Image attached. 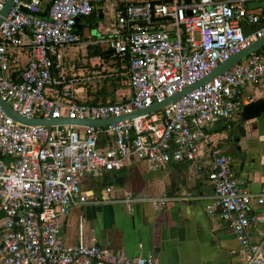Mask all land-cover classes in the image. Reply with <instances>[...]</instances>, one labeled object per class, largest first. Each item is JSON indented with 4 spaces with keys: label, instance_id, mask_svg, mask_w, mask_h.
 I'll use <instances>...</instances> for the list:
<instances>
[{
    "label": "built area",
    "instance_id": "2783aa9c",
    "mask_svg": "<svg viewBox=\"0 0 264 264\" xmlns=\"http://www.w3.org/2000/svg\"><path fill=\"white\" fill-rule=\"evenodd\" d=\"M104 1L13 0L0 24L1 100L26 117L120 116L172 95L264 35V0H108L109 26L80 42L77 20L101 12ZM249 2L263 6L248 13ZM242 23L254 30L244 35ZM78 43L104 47L118 59L127 97L75 99L77 78L61 71V49ZM251 91L264 99V45L262 53L250 52L171 104L102 127L27 125L0 108V264H161L151 255L127 256L61 237L60 219L69 207L114 201L110 186L97 195L84 182L132 161L151 170L185 162L205 171L213 206L240 245L243 264H264V232L259 240L248 233L256 221L249 208L264 204V186L248 192L232 176L230 155L204 151L213 135L207 125L222 120L228 128L242 106L257 98ZM99 132L111 137L109 146H97ZM122 200L130 201V194ZM164 203L162 197L152 200L154 207Z\"/></svg>",
    "mask_w": 264,
    "mask_h": 264
},
{
    "label": "crops",
    "instance_id": "0c3cea01",
    "mask_svg": "<svg viewBox=\"0 0 264 264\" xmlns=\"http://www.w3.org/2000/svg\"><path fill=\"white\" fill-rule=\"evenodd\" d=\"M98 14L99 11L88 18H96ZM76 28L79 35L80 19ZM79 46L87 48V71L70 73L68 70L67 73L64 59L61 70L66 77L77 78L72 85L75 91L78 85L87 88L84 98L74 96L75 99L99 103L127 97L126 76L118 59L104 47L89 43ZM105 82L109 84L108 91L104 89ZM118 89L126 92L117 95ZM251 93L260 97L256 91ZM261 115L241 124L244 135L238 133L233 146L236 154L230 155L233 178L250 193H257L264 186V112ZM228 139L213 133L211 146L205 144L204 151L211 148L221 153L220 141ZM217 140L220 141L217 143ZM122 167L128 174L126 178L120 177L116 189L111 190L110 198L114 201L71 206L61 217L60 233L66 243L74 244L79 239L91 241L109 252L121 250L127 256L151 255L161 264H243L240 245L213 206L212 185L205 171L195 173L192 165L185 162H170L158 170H151L139 161ZM89 183L84 182L83 187L88 188ZM126 194L131 196L128 202L122 200ZM161 197L165 198L164 205L154 207L152 200ZM249 213L256 221L249 226L248 233L259 240L264 232V204L252 203Z\"/></svg>",
    "mask_w": 264,
    "mask_h": 264
},
{
    "label": "water",
    "instance_id": "95a60500",
    "mask_svg": "<svg viewBox=\"0 0 264 264\" xmlns=\"http://www.w3.org/2000/svg\"><path fill=\"white\" fill-rule=\"evenodd\" d=\"M12 2L13 0H5L2 8L0 9V24L3 18L7 15V12L9 8L11 7ZM185 2H189V0H185ZM257 5L263 6L261 2H249L247 4V6L250 8L257 6ZM100 17H102V14L99 11V14L97 15L96 18H100ZM261 26H262V23H259L256 25L255 28H258ZM241 30H242V33L246 35L250 33L252 30H254V28H252L251 24L245 25L244 23H242ZM263 45H264V35L257 38L255 41L250 42L248 45L239 49L235 53L231 54L225 60L219 62L215 67L209 70L205 75H203L202 77H200L193 83L186 85L185 87L173 93L172 95L167 96L160 101H154L153 103H151L150 105L146 107L136 109L130 113L122 114L120 116H112V117L98 118V119H89V118L70 119L66 117H59V118L26 117V116L20 115L17 112L13 111L7 103L1 100V98H0V108L3 111V113L6 116L10 117L12 120L17 121L19 123L27 124V125L49 126V125H58V124H71V125H76V126L102 127L106 124L129 120L137 116H143L148 113L155 112L168 104H171L172 102L176 101L179 97L197 88L198 86H201L202 84L208 82L215 76L221 74L222 72L227 70L230 66H232L234 63L244 58L247 54L255 50H258ZM263 112H264V99L262 97H259L242 106L239 112V118L242 121L257 119L261 116ZM234 126L240 135H244L243 125L237 122L235 123ZM117 170L118 172H122L124 168L120 167ZM88 243L94 244V242H91V241H89Z\"/></svg>",
    "mask_w": 264,
    "mask_h": 264
},
{
    "label": "rangeland",
    "instance_id": "374dc122",
    "mask_svg": "<svg viewBox=\"0 0 264 264\" xmlns=\"http://www.w3.org/2000/svg\"><path fill=\"white\" fill-rule=\"evenodd\" d=\"M99 6H101V13H102V17L100 18H93V19H89V18H80L81 24H82V28L79 30V40L80 42L82 41H89L91 38L94 37H99V28L100 31H102L104 28L108 27L110 22H111V18H112V10H111V3L108 0H105L104 2L99 3ZM98 6V7H99ZM260 11V9L258 8H250L247 9L248 13H258ZM80 43L75 44V45H70V46H66L64 48L61 49V52L63 54V59L65 61V69L64 71L68 70L71 72H77V71H87L88 67L86 66V47L84 46H79ZM27 60V53L25 52V55L21 58V63L25 62ZM67 69V70H66ZM66 73V74H67ZM106 82L109 81V78H105L104 79ZM105 82V90H109V84ZM74 85V84H72ZM101 86V84H100ZM73 90H74V96L77 98H84L86 96V87H84V85H78L77 90L75 91V86H73ZM94 88V87H92ZM108 88V89H107ZM99 90V88H96ZM103 89V88H102ZM125 91L118 89L116 91L117 95H120L121 93H125ZM263 115H261L260 117H262ZM235 118L234 121L238 120L237 116H234L232 118V120ZM237 122V121H236ZM207 130L209 133H214V135L220 136L221 138H226L227 135H229L230 130L229 128L225 127V123L222 120H219L217 122L211 123L209 125H207ZM111 138V137H110ZM220 140H217V143ZM229 141V142H228ZM235 144V141L231 140L230 138L228 140H221L220 141V149L219 151L222 154H226V155H231L234 156L236 153L235 149L233 148ZM140 162V161H139ZM128 169V167H127ZM192 170L195 172V168L193 167ZM196 173V172H195ZM128 174V171H122V172H118L117 169H114L110 172V176L117 179L120 177H124L126 178ZM88 182H90L88 180ZM106 184H109L112 191L116 189L117 185L119 184V182H115L114 179L111 180H106L105 181ZM93 185L95 186V193L98 195L99 193V188H101L103 186V184L98 181L97 183L93 181ZM97 185V186H96Z\"/></svg>",
    "mask_w": 264,
    "mask_h": 264
},
{
    "label": "trees",
    "instance_id": "16d2710c",
    "mask_svg": "<svg viewBox=\"0 0 264 264\" xmlns=\"http://www.w3.org/2000/svg\"><path fill=\"white\" fill-rule=\"evenodd\" d=\"M256 52L262 53V47L259 48L258 50H256ZM90 103H92V102H90ZM236 121L239 122L240 124H243V123H249V122H251L252 120L242 121V120L238 117V120H236ZM236 121L231 120V121L228 122V123H229V127H228V128H229V130H230V133H229V135L226 136V138H230V139L233 140V141H234L235 138L238 137L237 129H236L235 126H234L235 123H236ZM206 131H207V130H206ZM96 144H97V146L100 147V148H103L104 146H109V145L111 144V138H110L108 135L103 134L102 132H99V133L97 134ZM110 172H111V171L105 173L104 175H102V177H100V178H98V179L90 180V183H89V186H88V187H90L91 189L95 190V186L93 185V181L96 182V183H97L98 181H100V182L103 184L102 187L110 186L109 184H106V183H105L106 180L114 179L115 182H118V179H119V178L115 179V178L111 177V176H110ZM96 186H97V185H96ZM102 187H101V188H102ZM101 188H99V189H101Z\"/></svg>",
    "mask_w": 264,
    "mask_h": 264
}]
</instances>
